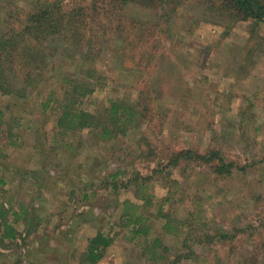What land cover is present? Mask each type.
I'll return each mask as SVG.
<instances>
[{
  "label": "rangeland",
  "instance_id": "rangeland-1",
  "mask_svg": "<svg viewBox=\"0 0 264 264\" xmlns=\"http://www.w3.org/2000/svg\"><path fill=\"white\" fill-rule=\"evenodd\" d=\"M35 1L0 0V34L24 24ZM209 2L128 4L122 15L132 21L131 33H115L117 11L113 21L100 17L118 36L96 64L84 60L83 47L73 41L49 39L61 47L28 90L0 91L4 118L19 123L15 144L0 154V205L16 231L0 237V264H89L82 252L97 230L113 241L96 264H264V23ZM108 3L61 0L63 9L90 7L95 17ZM128 43H135L134 58ZM88 66L107 85L87 76ZM61 74L89 81L93 91L78 108L99 115L109 99L133 100L144 88L139 98L147 111L111 136L102 127L62 136L55 127ZM50 92L42 111L39 101ZM146 141L157 155L143 153ZM181 148L216 150L233 164L231 172L216 175L205 164L180 160L171 179L141 180ZM147 192L154 195L149 204L142 198ZM125 200L146 216V236L131 238L130 227L121 226ZM188 224L198 237H189L197 240L192 244L181 234Z\"/></svg>",
  "mask_w": 264,
  "mask_h": 264
},
{
  "label": "trees",
  "instance_id": "trees-1",
  "mask_svg": "<svg viewBox=\"0 0 264 264\" xmlns=\"http://www.w3.org/2000/svg\"><path fill=\"white\" fill-rule=\"evenodd\" d=\"M161 1L167 2V0ZM131 3L150 6L151 0H109V8L104 11L105 14L103 13L98 17H95L93 11L88 12L90 7L83 9L84 6H80L63 9L61 0L45 1L44 3H38L37 0L33 2L34 6L27 12L24 24H19L21 26H9L0 34V91L3 93H10L12 91L16 94L20 93L23 89L24 91L28 90L30 85L34 83L35 78L37 79L48 68L55 51L61 47L59 45H49V39L60 41V45L61 42L64 43L66 40L73 41V45L83 47V59H88L90 64H96L98 55L103 51L105 45L111 41L110 39L118 36L115 33H123L124 30L128 31V33L132 32V21L125 19L122 15V10ZM209 4L214 5L212 7L214 9L217 8V11H221L219 7L226 6L233 12L235 17L245 20L249 19L254 24L264 23V0H210ZM83 10H86V12ZM116 11L120 14L116 19L118 20L116 25L119 29L114 28L115 33L108 32L109 30H106L99 21L101 18L102 20L113 21L111 14H115ZM10 18H12L11 13L8 16V19ZM120 18L122 22L119 21ZM134 44L128 43V51L130 48L135 50L133 47ZM136 44L140 47L143 43ZM128 53L130 55L129 58H134L131 55V51ZM51 63L53 65V62ZM85 71L87 76L95 77L96 67L88 66ZM59 77L63 84L59 86V94L61 95L59 99L60 114L56 117L55 127L58 130L57 133H60L62 136L70 132L80 131L83 128L94 129L96 127H102L101 131L103 135L111 136L116 130L126 129L130 123L136 122L137 117L144 116V113L147 111V104L139 98L140 94H145L143 88L138 91L136 99L130 100L131 98H128L127 101L109 99L107 106L104 107L103 112H100L99 115L88 112L83 108H78L77 105L82 103V97L93 91L92 88L86 86L89 84V81L83 84L80 81L77 82L73 76L68 74H61ZM95 78L101 81L103 77L99 75ZM104 78V81L96 82L105 86L107 85V78ZM19 85L21 88H18ZM52 98L50 92L48 98L42 102L39 101V104L42 106V111L50 106L49 103ZM5 114L4 109H0L1 155H4V147L14 145L19 135L17 131L16 134L13 133L15 132L14 126L19 125L18 121L16 119L7 121L4 118ZM145 146H147L146 152L142 151L143 153L149 156L151 154L157 155V148L151 141H146ZM160 159L166 160L164 162H158L157 167L153 169V173L143 177L141 180L146 181L148 178H162L161 180L165 181L166 179H171L169 178V174L175 166L179 165L180 160L195 164H205L216 175L229 173L233 167V164L226 161L216 150L199 154L192 149L181 148L173 150L168 158L163 156ZM115 176L112 175V178L115 179ZM141 182H138V188L143 190ZM152 196L154 195L148 194V192L146 196H142L145 199L144 203H151ZM138 209L139 206L137 204L125 200L120 220H124V223L121 224L122 227H130L128 232L132 234L131 238L146 236L149 231V226L146 224L147 218L141 212H138ZM6 215V210L0 205V237L13 238L15 237L16 231L13 226L8 224ZM168 216H166L167 219L164 223L165 227L170 225ZM191 223L194 224L195 222ZM193 224H188V230L184 234L181 233L184 235L183 240L186 241L188 239L191 244L197 241L194 238H189L191 235L192 237L196 236L192 232V229H194ZM142 239L144 238L142 237ZM112 241L113 239L108 233L97 230L88 238L85 250L82 252V261L89 262V264H96L103 257L105 249ZM155 241H157L156 238L153 240L152 245Z\"/></svg>",
  "mask_w": 264,
  "mask_h": 264
}]
</instances>
